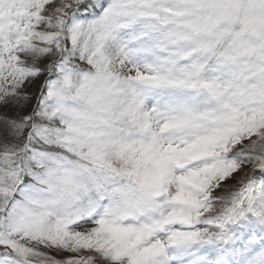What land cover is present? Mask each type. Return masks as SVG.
I'll return each instance as SVG.
<instances>
[{
  "label": "snow or ice",
  "instance_id": "1",
  "mask_svg": "<svg viewBox=\"0 0 264 264\" xmlns=\"http://www.w3.org/2000/svg\"><path fill=\"white\" fill-rule=\"evenodd\" d=\"M0 264H264V0H0Z\"/></svg>",
  "mask_w": 264,
  "mask_h": 264
},
{
  "label": "trees",
  "instance_id": "2",
  "mask_svg": "<svg viewBox=\"0 0 264 264\" xmlns=\"http://www.w3.org/2000/svg\"><path fill=\"white\" fill-rule=\"evenodd\" d=\"M229 183H230V184H233L234 182H233V181H229ZM220 191L223 192L224 189H221Z\"/></svg>",
  "mask_w": 264,
  "mask_h": 264
},
{
  "label": "rangeland",
  "instance_id": "3",
  "mask_svg": "<svg viewBox=\"0 0 264 264\" xmlns=\"http://www.w3.org/2000/svg\"><path fill=\"white\" fill-rule=\"evenodd\" d=\"M238 240H241V239H238Z\"/></svg>",
  "mask_w": 264,
  "mask_h": 264
}]
</instances>
